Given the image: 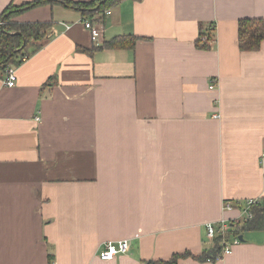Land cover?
Instances as JSON below:
<instances>
[{"label": "crops", "instance_id": "obj_1", "mask_svg": "<svg viewBox=\"0 0 264 264\" xmlns=\"http://www.w3.org/2000/svg\"><path fill=\"white\" fill-rule=\"evenodd\" d=\"M32 1L0 0V21ZM243 18H264V0H121L94 16L46 2L10 17L49 29L11 66L14 86L0 76V264L198 256L205 223L264 203V40L239 49ZM239 235L227 255L177 264H264V210ZM121 239L124 253L99 258Z\"/></svg>", "mask_w": 264, "mask_h": 264}, {"label": "trees", "instance_id": "obj_2", "mask_svg": "<svg viewBox=\"0 0 264 264\" xmlns=\"http://www.w3.org/2000/svg\"><path fill=\"white\" fill-rule=\"evenodd\" d=\"M87 0V1H72V0H34L32 2L15 7L9 4L1 15V25L3 30H0V76L5 75L7 69L13 65H18L24 58L35 52L41 47V40L47 34L49 29L48 23H13L9 19L15 13L22 11L25 8L39 5L46 2H57L63 6L78 10L82 15L94 16L104 13L111 6L116 5L121 0ZM96 7V8H95ZM11 32H20L11 33ZM202 35V33H201ZM199 36L196 43L199 45L202 40ZM120 38H113L109 42H105L106 46H121ZM264 40V18H243L237 24V44L240 50L252 51L259 48L261 41ZM131 45L134 43L132 38ZM205 46V42L203 43ZM263 210L264 203L255 204L252 207L253 218L233 222L230 227L229 234L238 235L240 231L245 229H262L263 228ZM212 246L205 249L200 255L194 256L189 252L173 254L170 258L164 260H146L143 264H177L179 258L192 257L198 260H215L220 253V237L212 239ZM48 264H54L52 254L49 255Z\"/></svg>", "mask_w": 264, "mask_h": 264}, {"label": "built area", "instance_id": "obj_3", "mask_svg": "<svg viewBox=\"0 0 264 264\" xmlns=\"http://www.w3.org/2000/svg\"><path fill=\"white\" fill-rule=\"evenodd\" d=\"M4 22L0 21V25ZM84 27L90 31L92 36H97L99 34V29L92 25L89 21H84ZM15 70L13 67H9L5 72L2 83L7 87H12L15 85ZM215 86L214 81L210 80L209 88H213ZM217 114H213L212 117H216ZM257 203V200L250 198L247 199L242 207L240 208V212L243 216V220L252 219L253 212L252 207ZM225 209H230L232 206L230 203L225 202L223 204ZM233 221L229 222L226 220H221L219 222H207L204 224L205 235L208 239L212 240L215 237H220V246L221 250L217 258H220L224 255H227L231 252V248L233 245L239 243L238 235L229 234L230 227ZM127 241L125 239L116 240V241H107L103 244L100 252L99 258L101 260H109L113 258L115 255L119 253H124L127 249ZM209 260V259H208Z\"/></svg>", "mask_w": 264, "mask_h": 264}, {"label": "water", "instance_id": "obj_4", "mask_svg": "<svg viewBox=\"0 0 264 264\" xmlns=\"http://www.w3.org/2000/svg\"><path fill=\"white\" fill-rule=\"evenodd\" d=\"M103 1V0H102ZM101 1V2H102ZM96 8V7H95ZM0 30H3V28L1 27V25H0ZM11 33H17V34H20V32H11ZM47 33H48V31H47ZM48 35V34H47ZM239 237V239H241L242 240V237L239 235L238 236Z\"/></svg>", "mask_w": 264, "mask_h": 264}]
</instances>
